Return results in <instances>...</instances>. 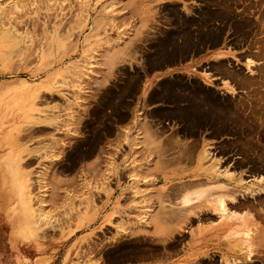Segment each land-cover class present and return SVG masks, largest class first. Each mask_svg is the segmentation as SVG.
I'll use <instances>...</instances> for the list:
<instances>
[{
  "label": "rangeland",
  "instance_id": "rangeland-1",
  "mask_svg": "<svg viewBox=\"0 0 264 264\" xmlns=\"http://www.w3.org/2000/svg\"><path fill=\"white\" fill-rule=\"evenodd\" d=\"M247 1L239 0L237 5H234L236 11L249 6L251 12L248 15L251 21H256L249 35L244 36H248L247 38L236 36L233 25L226 22L225 25L222 24V36L218 39L219 42L222 40L221 44L218 41L214 42L217 45L212 43L208 45V43L179 61L163 64V62H159L161 58L160 55H157L159 52L156 46L159 39L164 38L162 36L167 31H173L175 25L181 23V20L180 22L176 20L175 11L178 12L179 16L181 14L180 17L183 20V18H187L191 7L198 5V2L204 3V1L63 0L61 2V0H0V111L4 112H0V123L3 124L4 135L7 137L10 134L8 137L11 141L9 142H12L15 153L21 156L23 161L26 157L33 158L32 164L23 165V168L31 171L32 191L40 196L42 194L46 198V212L50 220V224L44 231L36 233L38 235L23 231L18 222L20 212L14 210L17 206V191L9 182L0 181V264H203L202 262L206 264V261L214 258V256L215 264L216 262L217 264H264V217L261 221L262 216L258 214L262 213L264 216V206L256 202L258 198L264 196V193H260L263 191L261 187L263 182L258 179V174L261 172L264 174V172L251 171L247 166L234 167V160L237 158L235 156L239 155L234 149L242 150L243 145L248 142L249 145L255 144L253 141L254 132L249 130L248 133L251 131L252 136L247 133V124L244 125L246 130L241 127L240 131H234V136L237 135L238 137L240 133L239 137L243 135V138L233 137L235 138V140L233 139L234 142L229 143L234 144L237 139L236 143L225 146L230 149L229 151L221 153V151H217L218 147L213 148V150L223 160L220 162L222 164H219L220 166L223 165L221 168H233L244 173L242 175L244 177L242 188H245L243 192L248 193H243V195H254L250 199H254L257 203H255L257 210L255 212V209H251L247 213L245 208H243L244 212L242 209L236 208L237 211L234 212L239 213L234 216L225 215V217L218 209H211V201L202 198H206L205 196L196 193L195 190H183L182 193L186 191L191 193L188 194L190 197L187 193H180L181 197H183L182 195L187 196L185 199L181 197L175 199L181 204L199 201L201 200L199 195L203 199L201 205L194 207L198 211L196 214L198 216L197 227L200 225L203 227L201 229L203 243L199 244L202 245L201 253L190 254L187 250L190 249L191 243L186 237V233L190 235L191 230H194V220L190 223L193 224L191 228L190 224L189 227L187 226V223L190 222L188 220L181 222V224H173L174 227H171V230H169V223L168 226L164 224L165 220L163 223L157 222V220H161L157 214V209L160 205L169 203L166 199H159L163 198L162 194L167 189L163 188V191L162 189L151 188L152 185L149 183L154 182L153 175L140 173L137 169L138 158L134 157V152L132 153L133 158L131 154L129 155L128 150L130 148L133 150L136 148L134 147L137 145L136 143H142L136 142L137 139L135 138L141 134L130 127L132 124L123 127L124 130L122 129V133H120L121 138L115 144L111 143L109 139V136L112 135L111 130H108V133H103L104 122L107 120L103 114L105 113L104 106L100 101L103 92L109 89V86L122 84L128 77L135 75L136 71H141V73L145 71V75L151 72V80L155 82L175 75L171 72L172 69L176 66L182 67L180 64L188 60L193 61L188 65L194 64L190 68L193 74L191 72L189 74L182 73L181 76L188 77L191 75V77L195 76L204 80L205 77L202 72L207 69L215 77H219H216V83L214 80L212 82L214 89L218 90V88L223 89L225 87L224 90L232 91L229 95L233 97L235 95L233 99L231 97L233 101L230 100V96H228L229 99L224 97V102L242 100L245 97L243 94H247L248 87L237 80V74L239 73V76H250L251 74L252 76L264 66V53L256 56L253 51L257 48L249 46L253 35L262 36L264 34L262 30L264 29V0ZM137 6L138 10H136ZM82 14L84 15L82 16ZM215 25L218 26L219 21H215ZM254 32L261 33L255 35ZM13 37L14 39H12ZM171 37L170 41L174 40V35ZM232 38L236 39L235 44L232 43L234 42ZM176 39H179L180 42L181 37ZM197 62L200 63L198 67L195 64ZM221 64L224 66L223 69ZM228 68L234 72H230ZM233 77L236 79L234 80ZM226 78L233 80H226ZM224 80L227 82L226 85H224ZM230 81L233 84H230ZM240 84L242 86H239ZM230 85L233 86L230 87ZM34 86L36 89L26 90V88ZM98 102L99 106H103L97 105L100 110V116L98 115L99 118H97L100 120L93 117L91 119L89 111L91 108H95ZM35 107L42 108V111L39 112L42 114L40 115L41 118L47 116L48 118L43 119L52 123H44L45 129L43 131H35L30 135L31 129L38 124L31 122L32 116L39 115ZM241 111L240 117L242 114L247 115L244 110ZM53 116L55 120L57 118V121L53 120ZM232 118L235 117L231 114L230 119ZM239 120H243L242 117ZM7 121L13 122L9 130H7L9 126ZM134 121L136 122V120ZM135 122L134 125H136ZM227 123V126L233 127L237 124L235 119ZM254 123H250V128ZM108 125L110 126V124ZM235 128L232 129L236 130ZM252 129H254V125ZM205 132H201L203 134H201L202 141L204 138L213 146L221 144V141L231 140L233 136L231 132H223V135H212ZM126 133L130 134L127 135ZM97 135L99 140L96 151L89 157H81L73 161L76 152L87 150L89 143L93 139L95 140ZM129 137H135V140L129 139ZM250 137L253 138L247 139ZM238 140L239 142L243 140V144L239 145L241 142L237 143ZM254 144L250 147L253 148ZM98 145L104 147H98ZM6 148L4 145L1 149L5 151ZM239 158L240 155L238 160H242ZM132 166L135 167L132 168ZM131 169L136 171L133 172ZM128 172L130 174H127ZM142 176L145 178L142 179ZM37 180L42 184L40 187L37 185L38 188L36 186ZM131 184H135V188ZM141 184L144 187H141ZM213 184H205L207 186L206 191L209 193L208 198L214 197L222 191L218 189H223V184L221 187H215ZM72 195L75 198H72ZM255 195H257L256 198H254ZM145 197L151 200L147 201ZM189 198L190 200H188ZM147 207L148 209H146ZM231 208L235 209V207ZM151 209L156 212H152ZM252 211L255 214L251 213ZM83 212H86L88 216L86 221L82 223ZM155 213L157 219L154 221ZM107 216L110 217L109 223L104 225V219ZM205 217L207 218L205 219ZM244 220H251L254 224L248 222L249 227V224ZM227 221L231 222L230 226L225 225ZM163 225L165 228H169L165 229ZM248 227L250 230L253 229V233L255 231V235L250 234ZM187 229H189L188 232ZM244 231L249 232L250 237L248 235L247 240H245L247 237L244 236ZM180 233L185 234L180 235ZM194 234L195 232L191 236H195ZM253 238L256 239L255 244H253ZM249 240L250 243H247ZM247 244L256 247H249ZM248 247L253 248L252 252L255 255ZM247 250L254 256L252 259L247 258L248 253L250 254ZM143 251L144 253H142ZM223 256L226 260L230 257L228 259L230 263H226L227 261L223 259ZM239 257L242 259L239 260ZM232 259L235 262H231Z\"/></svg>",
  "mask_w": 264,
  "mask_h": 264
},
{
  "label": "bare ground",
  "instance_id": "bare-ground-1",
  "mask_svg": "<svg viewBox=\"0 0 264 264\" xmlns=\"http://www.w3.org/2000/svg\"><path fill=\"white\" fill-rule=\"evenodd\" d=\"M53 1V0H52ZM63 0H61L62 2ZM204 1V3H201L198 2L195 7H191L189 9V13L187 14V11L185 12L187 14V18H183L182 20V17L181 14L180 16L178 15V12L175 11L174 15H176V20H181V23H178L175 25V28L173 29V31L169 32L167 31L165 33L164 38H161L159 39L158 41V44L156 46V49L158 50L159 54L157 55H160V61L159 62H163V64L165 63H172V62H176V61H179L181 60L184 56L186 55H190L192 53H194L195 51H197L201 46H204V45H211L210 43L212 44H215L214 42L215 41H218L219 38H221V31H222V26L225 25L226 22H229L231 25H233L234 27V32L236 33V36H241L243 38H247V37H244L245 35H249L250 31H252V28H253V24H255V22L252 20L251 21V18L249 17L248 13L251 12L249 9V6H247L246 8L244 7V3H243V7L244 9L240 10V11H236L234 10V5L236 4L237 5V2L239 0H202ZM247 1V0H246ZM253 1V0H252ZM48 2V1H47ZM60 2V3H61ZM132 2V1H131ZM249 1H247L248 3ZM53 4V3H52ZM130 4V3H129ZM191 4V3H190ZM249 4V3H248ZM255 4V3H254ZM12 6V4H10ZM16 5V4H15ZM247 5V4H246ZM250 5V4H249ZM7 7V6H6ZM189 7V6H188ZM21 8V7H20ZM50 8V7H49ZM65 8V7H64ZM63 8V9H64ZM107 8V7H106ZM14 9V8H13ZM67 9V8H66ZM174 9V8H173ZM188 9V8H187ZM49 10V9H48ZM176 10V9H175ZM14 11V10H13ZM50 11V10H49ZM60 11V10H59ZM48 12V11H47ZM63 12V11H62ZM5 13V12H4ZM84 14H82L83 16ZM173 15V16H174ZM3 16V15H2ZM72 17V16H71ZM175 17V16H174ZM50 18V17H49ZM77 18V17H76ZM73 19V18H72ZM59 20V19H58ZM262 20V19H261ZM13 21V20H12ZM215 21H219V25L221 23V25L219 26H216L215 25ZM3 22V21H2ZM7 22V21H6ZM60 22V21H59ZM110 22V21H109ZM49 23V22H48ZM1 24V23H0ZM73 24V23H72ZM71 24V25H72ZM223 24V25H222ZM259 24V23H258ZM3 25V24H2ZM109 25V24H108ZM229 25V24H228ZM230 25V26H231ZM49 26V25H48ZM75 26V25H74ZM174 26V25H173ZM256 26V25H255ZM4 27V26H3ZM76 27V26H75ZM227 27V26H226ZM232 27V28H233ZM18 29V28H17ZM69 29V28H67ZM73 29V28H72ZM230 29V28H229ZM8 30V29H6ZM263 32H264V29H262ZM166 31V30H165ZM224 31V30H223ZM261 31V29H260ZM61 32V31H60ZM262 32V31H261ZM261 32H254V34L256 35L257 33L260 34ZM5 33V32H4ZM63 33V32H62ZM66 33V31H65ZM163 33V32H162ZM161 33V34H162ZM10 34V33H9ZM60 34V33H59ZM64 34V33H63ZM263 34V33H262ZM6 35V33H5ZM27 35V34H26ZM174 35V40L170 41V37ZM12 37V36H11ZM27 37V36H26ZM181 37V40L180 42L178 41L179 39H176V38H180ZM228 37V36H227ZM173 38V37H171ZM226 38V36L224 37V39ZM240 38V37H239ZM14 39V37L12 38ZM233 39V38H232ZM11 40V39H10ZM158 40V39H157ZM221 40V39H220ZM234 40V39H233ZM242 40V39H241ZM251 40V39H250ZM15 41V40H14ZM110 41V40H109ZM108 41V42H109ZM231 42V39L229 40ZM240 41V40H239ZM46 42V41H44ZM222 42V40L220 41ZM218 41V43H220ZM227 42V41H226ZM236 39L234 40V42L232 43H236ZM48 43V42H47ZM246 43V42H245ZM221 44V43H220ZM231 44V43H230ZM251 44V45H249ZM248 45L249 46H252V47H256L257 50L253 51L254 54L257 56V55H260V54H263L264 53V34L262 36H254L253 35V39L251 41V43H249ZM12 45V44H11ZM48 45V44H47ZM217 45V43L215 44ZM27 46V45H26ZM224 46V45H223ZM20 49V48H19ZM27 49V48H26ZM225 49V48H224ZM17 50V49H16ZM25 50V49H24ZM156 50V51H157ZM112 51V50H111ZM249 51V50H248ZM21 52V51H20ZM222 52V51H221ZM250 52V51H249ZM222 54V53H221ZM107 55V54H106ZM220 55V54H219ZM249 55V54H248ZM88 57V56H87ZM159 57V56H157ZM155 57V58H157ZM259 58V57H258ZM220 59V58H219ZM218 59V60H219ZM224 60V58H222ZM221 59V61H222ZM249 59V58H248ZM246 59V60H248ZM251 60V59H250ZM224 62V61H223ZM221 63V62H220ZM251 63V61H250ZM258 63V62H257ZM246 64V63H245ZM253 64V63H252ZM152 65V64H151ZM226 65V64H225ZM250 65V64H249ZM261 65V64H260ZM121 66V65H120ZM221 68L223 69L224 66L221 64ZM232 66V65H231ZM230 66V68H231ZM234 66V65H233ZM232 66V67H233ZM263 66V65H262ZM198 67V66H197ZM204 67V66H202ZM206 67V66H205ZM208 67V66H207ZM217 67V66H216ZM257 67V66H256ZM211 68V67H210ZM218 68V67H217ZM220 68V67H219ZM236 68V67H235ZM239 68V67H238ZM88 69V68H87ZM145 69V68H144ZM196 69V68H195ZM194 69V70H195ZM203 69V68H202ZM214 69V67H213ZM222 69H219V70H222ZM234 69V68H233ZM146 70V69H145ZM200 70V69H199ZM218 70V71H219ZM228 70L230 71V69L228 68ZM232 70V69H231ZM236 70V69H235ZM260 70L258 73H256L255 75H252L250 74V76H239V73L237 71V75H238V79L240 81L241 84L243 85H246L248 87V90H247V94H243V99H238L236 102H230L231 100V97L232 99L235 97L232 96V95H229L230 96V100L227 101V102H224V97H228V96H225V95H220L217 94V91L216 89L212 88L214 86H212V82L213 80L215 81L216 76L211 74L209 72V70L207 71V69L205 71H203V75L205 77V79H201V78H198V77H195V76H188L190 77L191 79H189L188 77H185L184 76H171L167 79H164V80H160L161 82H157V86H158V89L159 91H161V89H163L162 91H171V93H175L176 90L178 91H184V97L183 99L186 101V103L188 104V107L190 108V112H189V117L185 116L187 114H184L182 113L179 114L181 115L182 119L184 118V121L186 122V124H184L185 127H176L175 129L173 128V132L176 133V131H181L182 133L184 132V135L185 133L186 134H192V135H201L202 131H206L205 133H210L212 135L214 134H222L223 132H231L233 135L231 137V140H225L223 143H221V146H213L212 144L206 142L203 138V141H202V144L201 146L199 147V156H198V163H199V169L202 171V175L201 176L202 180L199 179L200 181H202V183L204 184H213L215 187L218 186V187H221V185H225L223 186L222 185V188L223 189H218V190H222L220 193H217L216 195H214V197H209L208 198V191H206V185H202L199 184L198 182V185L199 186H196L197 188H191L189 189L188 187H181V185L176 188H169L167 189L166 192H164L162 195L163 198H159V199H166L168 200V204H162L159 206V208L157 209V214L158 216L161 218V220H157V222L159 221V223H163V220L164 221V224H167L168 226V223L170 225V229L171 230V227L173 228L174 225L173 224H181V222L183 221H192L190 220V217H191V214H198V211L194 208L195 206L197 205H201L202 204V200L203 199H207V201H211V209H218L222 214L227 215V216H234L236 215V213H239V212H234V211H237V209H242L245 208L244 210H247V213L248 211H251L255 209V205L258 203L262 206H264V196L263 198H258V201L256 200V202L254 201V199H250L251 195H243V193H248V192H243L245 188H242L243 186V179L244 177L242 176L244 173H242L241 171L237 170H234L233 168H228V167H224V168H221L223 167L220 166L222 163L221 162V158L219 156H217L213 150V148L215 149L216 147H218V150L217 151H221V153L223 151H229L230 149H227L225 146L229 144L230 145H234L239 137V135H241L239 132L238 134V137L237 135L234 136V131L237 132V131H240L241 127L245 129V124H247L246 126L247 127V133L249 132V130H252L254 132V140L255 141V144L254 143H251L252 145L254 144V147H252V145H249L248 143L245 145H243V147L245 148H241L242 150L238 149V150H235L234 151L240 155V158H242V160H238V156H235L237 157L236 158V162L234 164V167H239V168H242L243 166H247L248 169H251V171L254 170L255 171H263L264 172V66L261 67ZM257 70V71H258ZM213 71V70H212ZM216 71V70H215ZM234 72V70H232ZM230 71V72H232ZM147 72V71H146ZM193 73V72H192ZM216 73V72H215ZM241 73V72H240ZM213 76H211V75ZM220 74V73H219ZM245 74V73H244ZM138 75V76H136ZM145 75V71H143V73L140 72H135V75L133 74V76H130L128 77L126 80H124L122 82V84H119V85H116V86H113V87H110L109 86V89H106L104 92H103V97L102 99L100 100L102 102V105L105 106V101L107 100V102L112 98L114 97V95L116 93H118L119 91H121L120 89H124L127 93H132L135 91V89H137L136 87L138 86L139 84V81L140 79ZM195 75V74H194ZM218 75V73H217ZM224 75V73H223ZM222 75V77H223ZM225 75H226V72H225ZM224 75V76H225ZM135 76V77H134ZM197 76V75H196ZM228 76V74H227ZM221 77V76H220ZM79 78V77H78ZM194 78V80H193ZM219 78V77H218ZM225 78V77H224ZM222 79V78H220ZM231 81L234 79L230 78ZM230 79H227L226 80H230ZM236 79V78H235ZM234 79V80H235ZM208 80V81H207ZM218 80V79H217ZM225 81V84H227V82ZM223 81V80H222ZM230 81V84H233L231 83ZM11 82V81H10ZM221 82V81H220ZM26 83V82H25ZM85 83V82H84ZM216 83V81L214 82ZM224 83V82H222ZM51 85V83H49ZM218 84V83H217ZM239 85V86H242V85ZM1 85V84H0ZM211 86V87H210ZM233 86V85H232ZM230 85V87H232ZM235 86V84H234ZM108 87V86H107ZM219 87V86H218ZM237 87V85H236ZM235 87V88H236ZM245 87V86H244ZM225 88V87H224ZM223 88V89H224ZM238 88V87H237ZM236 88V89H237ZM28 89H36V87H28L26 88V90ZM219 89V88H218ZM232 89V88H231ZM241 89V88H240ZM244 89V88H243ZM221 90V89H220ZM226 90V89H225ZM230 90V89H229ZM233 90V89H232ZM123 91V90H122ZM156 91V90H155ZM231 91V90H230ZM229 91V93H230ZM242 91V90H241ZM158 92V91H157ZM232 92V91H231ZM238 92V91H237ZM162 93V92H161ZM168 94V92H166ZM239 93H240V90H239ZM238 93V94H239ZM246 93V92H245ZM77 94V93H76ZM234 94V93H232ZM241 94V93H240ZM119 95V94H118ZM160 95V94H159ZM178 95V94H177ZM183 95V94H182ZM116 96V95H115ZM156 96V95H155ZM175 96V95H174ZM238 96V95H237ZM241 96V95H240ZM119 97V96H118ZM172 97V96H171ZM179 97V95H178ZM225 98V99H226ZM115 99V98H114ZM229 99V97H228ZM174 100V99H173ZM39 101V100H37ZM233 101V100H231ZM242 102V103H241ZM144 103V102H143ZM96 104V103H95ZM94 104V105H95ZM237 104V105H236ZM72 105V104H71ZM100 105L99 102L96 104L95 108H91V110L89 111L90 113V118L92 119L95 118V119H98V115L100 114V110L98 109V106ZM236 105V106H235ZM103 106H99V107H103ZM186 106V105H184ZM200 106H202L203 108H200ZM242 106H245V107H242ZM52 107V106H51ZM114 107V106H113ZM56 108V106H55ZM116 108V107H115ZM131 108V107H130ZM223 108H228L229 111H226L229 113L232 114V116H234L235 118H232V119H235V121L237 122L236 126L237 128H235L236 126H227V124H230V123H227V122H223L225 121L224 120H220V118H222L224 116V113L225 111H223ZM242 108V109H241ZM35 109L38 110V114L39 115H34L31 117L33 123H38L37 125H35L34 128L31 129V134L32 135V132H35V131H43V129H45V126H44V123H52L50 121H46V117H43L41 118L39 112L42 111V108L40 107H35ZM188 109V108H186ZM185 109V110H186ZM248 109V110H247ZM240 110V111H239ZM241 110H244L246 112L247 115H244L242 114L241 117L243 120H239V118L241 119L240 117V114L242 113ZM115 111V110H114ZM249 113H248V112ZM0 112H3V111H0ZM105 112V110H104ZM187 112V111H186ZM187 112V113H188ZM4 113V112H3ZM2 113V114H3ZM9 113V111H8ZM71 113V112H70ZM106 113V112H105ZM103 113V114H105ZM126 113V112H125ZM177 113V112H175ZM251 113V114H250ZM35 114V113H34ZM144 114V113H143ZM228 114L225 113V115L228 116ZM8 115V114H7ZM45 115V114H44ZM106 115V114H105ZM104 115V116H105ZM122 115V114H121ZM223 115V116H222ZM100 116V115H99ZM109 116V115H108ZM125 116V115H124ZM130 116V115H129ZM98 117V118H97ZM252 117V118H251ZM48 118V117H47ZM50 118V117H49ZM54 118V116L52 117ZM117 118V117H116ZM160 118V117H159ZM225 118V117H224ZM94 119V120H95ZM118 119V118H117ZM227 119V118H226ZM230 119V118H229ZM232 119H230L229 121H231ZM251 119H253L252 121H250ZM55 120V118L53 119ZM100 120V119H98ZM106 120V119H105ZM104 120V121H105ZM57 121V118L56 120ZM96 121V120H95ZM182 121V122H184ZM9 122V123H8ZM66 122V120H65ZM133 122V121H132ZM135 122V121H134ZM253 123L255 122L253 125H254V129L253 128V125H252V128L250 123ZM8 123V129H10V125L13 123V122H10V121H7ZM40 123V124H39ZM105 125H104V130H103V133L104 132H107L108 130H112L111 128V124L110 126L108 125L109 122H104ZM136 123V122H135ZM153 123V122H152ZM162 123V122H160ZM227 123V124H226ZM48 124V125H49ZM150 124V123H149ZM95 125V124H94ZM111 127V128H109ZM232 125V124H231ZM235 125V124H234ZM3 124L0 123V181L3 182V183H6V182H9L12 187L14 188L15 191H17L16 195H17V200H16V203H17V206L15 207L14 210H18L20 212L19 214V217H18V222L21 226V229L25 232H29V233H32V234H36L37 232L39 231H44V229L48 226V224H50V220H49V216H48V213L46 212V198L44 196H41L40 195H37L35 194L32 190L33 188L32 187V181H31V178H30V173L31 171L23 168V165H30L32 164L33 162V158L31 157H26V159L23 161L22 160V157L19 156L17 153H15V148H13V144L12 142L10 143L9 141H11L10 137H8L10 134L7 135V137L4 135L3 133ZM25 126V125H24ZM125 127V126H124ZM129 127V126H127ZM131 127V126H130ZM129 127V128H130ZM22 128V126H21ZM29 128V127H28ZM31 128V127H30ZM164 128V127H163ZM166 128V127H165ZM232 128H235L236 130L232 129ZM94 129V128H93ZM100 129V128H99ZM123 129V128H122ZM127 129V128H125ZM157 129V128H156ZM6 130V131H7ZM124 130V129H123ZM129 130V129H128ZM165 130V129H164ZM243 130V129H242ZM246 130V129H245ZM122 131V130H121ZM127 131V130H126ZM137 131V130H136ZM201 131V132H200ZM5 132V131H4ZM244 132V131H243ZM13 133V132H12ZM11 133V134H12ZM108 133V132H107ZM122 133V132H121ZM133 133V132H131ZM137 133V132H136ZM226 133V134H228ZM124 134V132H123ZM127 134V133H126ZM125 134V135H126ZM130 134V133H128ZM127 134V135H128ZM138 134H141V133H138ZM246 134V132H245ZM244 134V135H245ZM252 136V133L250 131V133H248ZM137 135V134H136ZM135 135V136H136ZM203 135V134H202ZM247 135V134H246ZM134 136V135H133ZM173 136V135H172ZM171 136V137H172ZM21 137V135H20ZM25 137V136H24ZM128 137V136H127ZM138 137V136H137ZM178 137V136H177ZM233 137H236V141L235 143L233 144H230L229 142H234L235 138ZM247 137V136H246ZM249 137V136H248ZM17 138V137H16ZM96 139L92 140L90 143H89V146H88V149L87 150H83L82 152H76L75 154V157L73 159V161L77 160L78 158H81V157H86V156H90L91 154H93L94 151H96L97 147V143H98V135L97 137H95ZM133 138V137H132ZM131 137H129V139H132ZM135 138V137H134ZM239 138H243V135L242 137H239ZM253 138V137H252ZM251 137L250 138H247V139H252ZM92 139V138H91ZM90 139V140H91ZM137 139V138H135ZM169 139V138H168ZM234 139V140H233ZM120 140V139H118ZM197 140V139H196ZM240 140V139H239ZM237 143H240L239 145L243 144V140L240 141ZM106 141V140H105ZM163 141V140H162ZM136 142H139V141H136ZM252 142V141H251ZM106 143V142H104ZM189 143V142H188ZM193 143V142H192ZM225 143V144H224ZM137 144V143H136ZM187 144V143H186ZM195 144V143H194ZM4 145H6V149L5 151L3 149H1ZM104 145V144H103ZM101 146V145H98V147ZM189 146V145H188ZM236 146V145H235ZM251 146V147H250ZM261 146V147H260ZM101 147H104V146H101ZM100 147V149H101ZM134 147H137L134 146ZM228 147V146H227ZM239 147V146H238ZM241 147V146H240ZM191 148V146H190ZM226 148V149H225ZM34 149V148H33ZM79 149V148H78ZM99 149V150H100ZM135 148H133L134 150ZM103 150H105L103 148ZM136 150V149H135ZM37 151V150H36ZM106 151V150H105ZM251 151V152H250ZM115 152V151H114ZM135 152V151H134ZM29 153V152H28ZM219 153V152H218ZM97 154V153H96ZM95 154V155H96ZM107 154V153H106ZM115 154V153H114ZM142 154V153H141ZM191 154V153H190ZM130 155V154H129ZM134 155V153H133ZM194 155V154H192ZM44 156V155H43ZM132 156V154H131ZM139 156V155H138ZM93 157V156H92ZM135 157V155H134ZM133 158V156H132ZM136 158V157H135ZM134 158V159H135ZM239 158V159H240ZM137 159V158H136ZM190 159V158H189ZM133 160V159H132ZM72 161V162H73ZM159 161L161 162V160L159 159ZM158 161V162H159ZM223 161V160H222ZM73 164V163H72ZM220 164V165H219ZM137 165V164H136ZM135 165V166H136ZM134 166V167H135ZM65 167V166H64ZM113 167V165H112ZM132 166V168H134ZM62 168V167H61ZM68 168V167H67ZM108 168V167H107ZM136 169V168H135ZM135 169H131L134 170ZM138 169V168H137ZM136 169V170H137ZM233 169V170H231ZM131 170H129L131 172ZM135 170V171H136ZM249 171V170H248ZM250 171V172H251ZM137 172H135L136 174ZM139 173V171H138ZM145 173V172H144ZM54 174V173H53ZM127 174H130L129 172ZM134 174V175H135ZM146 174V173H145ZM133 175V176H134ZM137 175V174H136ZM135 175V176H136ZM144 175V174H143ZM138 176V175H137ZM141 176V175H139ZM146 176V175H145ZM140 178V177H139ZM137 178V179H139ZM142 179L145 178L144 176L141 177ZM245 178H247L245 176ZM257 178V176H256ZM153 179V178H152ZM258 179H261L263 183H261V187L263 188V191H260V193H264V174H258ZM43 180V179H42ZM136 181V180H135ZM141 181V180H140ZM188 181V180H187ZM198 181V180H197ZM243 181V182H242ZM102 182V181H101ZM150 182V181H149ZM194 182V181H193ZM41 182L37 180L36 182V186L38 185L39 187L42 185L40 184ZM201 183V182H200ZM250 183V182H249ZM136 184V183H135ZM135 184H131L133 185V187L135 186ZM193 184V183H192ZM247 184V183H246ZM93 185V184H92ZM137 185V184H136ZM145 185V184H144ZM191 185V183H190ZM194 185V184H193ZM239 185H241V187H238ZM252 185V184H250ZM37 186V188H38ZM143 185L141 184V187ZM148 187V184L146 185ZM145 186V187H146ZM187 186V185H186ZM129 187V186H128ZM132 187V186H131ZM144 187V186H143ZM42 188V187H41ZM135 188V187H134ZM256 188V187H255ZM133 189V188H132ZM136 189L138 190V187L136 186ZM135 189V190H136ZM147 189V188H146ZM195 190L196 193H199L201 194L202 196H205L206 198L202 197L199 195L200 199L199 201H193V202H187L186 204H181L179 202H177L176 198L177 197H181L180 193L181 194H185L187 193L188 191H186L185 193H182L183 190ZM213 189V188H212ZM211 189V190H212ZM39 190H42L39 188ZM134 190V189H133ZM139 190H140V186H139ZM217 190V191H218ZM253 191H255V189L252 188ZM141 191L142 188H141ZM214 191V190H212ZM251 192V190H249ZM257 191H259V189H257ZM256 193H259L257 192ZM84 192V191H83ZM139 192V191H137ZM41 193V191H40ZM142 193V192H141ZM153 193V192H152ZM151 193V194H152ZM191 193V192H189ZM187 193V195L189 194ZM254 192V194H256ZM65 194V193H64ZM75 194V193H74ZM145 194V193H144ZM251 194H253L251 192ZM51 195V194H50ZM54 195V194H53ZM52 195V196H53ZM153 195V194H152ZM151 195V196H152ZM157 195V193H156ZM242 195V196H240ZM40 196V197H39ZM150 196V195H149ZM155 196V195H154ZM183 197L181 198H187L186 195H182ZM189 196V195H188ZM240 196V197H239ZM257 195H255L254 198H256ZM262 196V195H261ZM54 197V196H53ZM74 196L72 195V198ZM156 197V196H155ZM161 197V196H160ZM190 197V196H189ZM194 197V196H193ZM198 197V196H197ZM10 198V197H9ZM59 198V197H58ZM75 198V197H74ZM192 198V197H191ZM213 201H212V199ZM7 199H8V196H7ZM55 199V198H54ZM146 199V197H145ZM154 199V198H152ZM158 199V198H157ZM176 199V200H175ZM180 199V198H179ZM194 199V198H193ZM53 200V199H51ZM147 201L148 200H151V199H146ZM181 200V199H180ZM183 200V199H182ZM190 200V198L188 199ZM140 201V200H139ZM179 201V200H178ZM55 203V202H54ZM183 203V202H182ZM256 203V204H255ZM157 205L159 204L156 203ZM205 204V203H204ZM176 205V206H175ZM259 205V206H260ZM230 206V207H229ZM180 207V208H179ZM231 207H235V209H232ZM155 208H156V205H155ZM257 208V207H256ZM264 208V207H263ZM148 209V207L146 208ZM153 209V208H152ZM151 209V210H152ZM210 209V208H209ZM204 210V209H203ZM243 210V212H244ZM257 209H255V212H256ZM150 211V210H149ZM155 211V210H154ZM152 210V212H154ZM211 211V210H210ZM215 211V210H214ZM118 212V210H117ZM156 212V211H155ZM213 212V211H212ZM242 212V211H241ZM253 213V211L251 212ZM138 214V213H137ZM141 214V213H140ZM151 215V213H149ZM204 214H206V212H204ZM207 214L209 215L208 211H207ZM206 214V215H207ZM210 214H212L210 212ZM241 214V213H240ZM255 214V213H253ZM252 214V215H253ZM258 214H261V219L264 217L262 213H258ZM82 215V214H81ZM149 215V216H150ZM87 213L86 212H83V215H82V223L84 221H86L87 219ZM156 213H155V218H154V221L157 219L156 218ZM205 216V215H204ZM254 216V215H253ZM260 216V215H259ZM212 217V216H211ZM221 217V216H220ZM226 217V216H225ZM243 217V216H242ZM241 217V218H242ZM248 217V216H246ZM109 218L110 217H106L104 219V225L108 224L109 223ZM204 218V217H203ZM207 217H205L206 219ZM219 218V217H218ZM253 219V217H250V219ZM259 218V217H258ZM257 218V219H258ZM159 219V218H158ZM195 219V218H194ZM198 219V218H197ZM245 219V218H243ZM249 219V217L247 218ZM256 219V220H257ZM201 220V219H200ZM152 221V220H151ZM161 221V222H160ZM195 221V220H194ZM207 221V220H206ZM205 221V222H206ZM242 221V220H241ZM245 222H249V223H253L251 220H244ZM263 221V219L261 220ZM166 222V223H165ZM185 222V223H186ZM193 222V221H192ZM118 223V222H117ZM158 223V224H159ZM225 223V222H224ZM248 223V224H249ZM91 224V223H90ZM173 226H172V225ZM188 224V223H187ZM231 222H226L225 225L226 226H230ZM254 224V223H253ZM54 225V224H53ZM242 225V224H241ZM247 225V224H246ZM52 226V225H51ZM103 226V225H102ZM165 225H163L164 227ZM178 226V225H176ZM180 226V225H179ZM188 226V225H187ZM248 226V225H247ZM252 228H253V225H251ZM257 226V225H256ZM120 227V226H119ZM238 227V226H237ZM249 227H250V224H249ZM248 227V229H249ZM123 228V227H122ZM165 228V227H164ZM169 227L165 228V229H168ZM177 228V227H176ZM198 230H201L203 229V227L200 225L198 226ZM120 229V228H119ZM164 229V230H165ZM175 229V228H174ZM173 229V231H174ZM163 230V228H162ZM186 230V229H185ZM230 230V229H229ZM228 230V231H229ZM250 230V229H249ZM248 230V231H249ZM253 229L250 230V234H254ZM166 231V230H165ZM171 231V232H173ZM247 231V230H246ZM252 231V232H251ZM259 231V230H258ZM161 232V231H160ZM167 232V231H166ZM169 232V231H168ZM167 232V233H168ZM195 232V230H191V234ZM240 232V231H239ZM170 233V232H169ZM244 233V236L247 237L245 240L248 239V235H249V232H243ZM260 234V232H258ZM38 235V234H36ZM255 235V234H254ZM257 236V235H256ZM263 236V235H262ZM261 236V237H262ZM250 237V235H249ZM258 237V236H257ZM163 238V237H162ZM178 238V237H177ZM252 238V237H251ZM254 241H253V244H255V238H253ZM252 239V240H253ZM259 240V238H257ZM180 240V238H179ZM251 240V241H252ZM257 240V241H258ZM176 241V239H175ZM178 242V240H177ZM259 242V241H258ZM172 243V242H170ZM175 245H176V242H174ZM247 243H250V240L249 242ZM261 243V242H260ZM173 244V243H172ZM252 244V245H253ZM263 244V243H261ZM237 245V244H236ZM248 245V244H247ZM155 246V245H154ZM166 246V245H165ZM249 247H254V246H251L250 244L248 245ZM168 247V246H167ZM173 247V246H172ZM248 247V248H249ZM256 247V246H255ZM156 248V247H155ZM159 248V247H157ZM161 248V247H160ZM165 248V247H164ZM247 248V249H248ZM137 249V248H136ZM150 249V248H149ZM170 249V248H169ZM250 249V248H249ZM253 249V248H252ZM252 249L251 252H252ZM257 249V248H256ZM259 249V248H258ZM152 250V249H151ZM158 251V250H157ZM257 251V250H256ZM140 252V251H139ZM146 252V251H145ZM156 252V251H155ZM247 252H250L247 250ZM248 253L247 255V258L248 259H252L254 256L252 254H254L252 252V254ZM144 253V251L142 252ZM167 254V253H166ZM255 255V254H254ZM221 257V255H220ZM229 257V256H228ZM238 257V256H236ZM261 257V256H260ZM201 258V257H200ZM215 258V256H214ZM214 258H211L209 260H207L205 263L206 264H215V259ZM230 258V257H229ZM228 258V259H229ZM233 258V257H232ZM223 259L226 260V258L223 256ZM228 259L226 260L227 262L226 263H230L228 261ZM237 259V258H236ZM242 259L241 257H239V260ZM202 260V259H201ZM220 260V259H219ZM150 261V260H149ZM204 261V259H203ZM234 261L233 259L231 260V262ZM235 262V261H234ZM204 264V262H202ZM239 263V262H238ZM217 264V262H216ZM222 264V263H221Z\"/></svg>",
  "mask_w": 264,
  "mask_h": 264
},
{
  "label": "crops",
  "instance_id": "crops-1",
  "mask_svg": "<svg viewBox=\"0 0 264 264\" xmlns=\"http://www.w3.org/2000/svg\"><path fill=\"white\" fill-rule=\"evenodd\" d=\"M136 10H138V6ZM189 63H193V61L188 60L180 64L182 67H174V69H172L171 71L175 74L173 76L181 75L182 73L189 74L191 72L190 68H192V66L194 65L191 64L190 66H188ZM195 64L197 66L200 65L199 62ZM151 78L152 75L150 72L140 79L139 84L136 87L137 89H135L134 92L127 93L124 89L121 88V91L115 94L116 96L114 95V97H112L108 102L107 100L105 101V119L112 126V135L109 136L111 143L115 144L117 140L121 138L120 133L125 125L132 124L130 125L131 128L134 131L137 130L141 133L136 141L142 143H137V147L135 148L136 150H132L130 148V150H128V153L132 154L135 151V157L138 158L137 160L139 161V166L137 165V168L140 173L153 175L154 182L149 183V185H152L151 188L163 190V188H179V186L181 185V187L185 186L191 189L197 188L196 186H199L198 183L201 184V186L205 185L204 183H202V181L199 180L202 178L201 176H203L202 171L199 169L198 163V150L202 144L201 135L195 136L186 133L184 135V132L182 133L181 131H179L178 133V131H176L175 133L172 131L173 128L175 129L176 127H185L184 124H186V122L184 121V118L182 119L181 117L182 113L187 114L185 115L187 117L190 116V108L188 107L186 101L183 99L184 91L176 90L174 94L171 93V91H162L163 89L159 91L157 82H161L162 80L167 78L159 79L155 82L151 80ZM166 92H168V94ZM215 92H217V94L220 93V95L223 94L225 96H229V94H231V92L229 93V91L224 89H218ZM177 94L179 95V97ZM200 108L203 107L200 106ZM186 111L189 112L187 113ZM223 111H225L223 112L224 116L222 115L223 117L220 118V120L225 119V121L223 122H227V120L229 121L231 113L228 114V112H226L229 111L228 108L227 110L226 108H223ZM225 113L228 114V116L225 115ZM133 120H136V125H134V122L132 123ZM172 124L173 128L171 129ZM132 140L135 139L133 138ZM221 143L223 142L221 141ZM216 146H221V144ZM159 159L161 160V162L159 161ZM234 161L236 162V159ZM196 216V214H192L190 217V220H195L194 225L190 224L193 220L188 223V227L189 224L190 228L192 225L194 226L195 236H191V234L189 235V233H186V237H188V240L191 243L190 249L187 250L190 254L201 253L200 250L202 248V245L199 244L203 243L201 230H198L197 227L198 216ZM153 228L154 230H156L154 226ZM188 231L189 229H187V232ZM183 234L185 233H180V235Z\"/></svg>",
  "mask_w": 264,
  "mask_h": 264
}]
</instances>
